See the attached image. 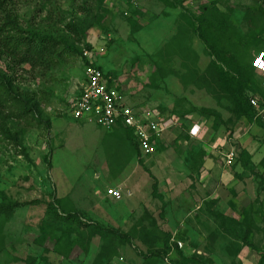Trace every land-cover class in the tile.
Wrapping results in <instances>:
<instances>
[{"label": "rangeland", "instance_id": "obj_1", "mask_svg": "<svg viewBox=\"0 0 264 264\" xmlns=\"http://www.w3.org/2000/svg\"><path fill=\"white\" fill-rule=\"evenodd\" d=\"M37 1L14 0L19 11L28 17L36 14ZM51 1L49 10H53V15L60 8L83 15L78 5L84 0ZM86 1L100 22L89 30L82 44L89 41L98 64L115 75L119 88L135 108L158 111L163 118L174 115L175 124L184 130L194 122L187 115L197 113L192 104L218 106L224 119L229 118L228 110L219 106L212 94L214 99L202 91H186V74L197 77L195 68L203 71L208 63L197 61L195 43L200 39L192 35L191 22L203 6L215 5L229 14L237 32L247 34L249 11L263 7L264 1L184 0L183 6L178 7H169L160 0H140L137 7L128 0ZM39 4L45 6L46 2L42 5L40 0ZM260 43L252 50V56L264 50V39ZM23 74L21 87L35 92L43 113L25 120L12 117L11 111L7 124L10 139L0 140V189L10 200L39 202L17 208L10 221L0 225V264H106L95 260L102 245L99 236L92 239L89 253L82 256L77 249L68 257L65 250L56 251L52 242H46L41 224L47 217L49 202L54 199L60 209L78 211L86 220L130 235L131 240L120 245L118 255L107 264H180L184 257L193 255L201 264L259 263L264 251L261 215L255 217L260 226L252 236L255 248L244 247L238 255H229L225 248L242 240L245 228L237 223L243 207H230L233 202L228 199L234 196H227L225 191L223 196L205 200L201 210L187 209L186 193H192L196 202L203 204L205 191L207 195L210 190L209 186L200 187L196 176L189 179L186 164L189 148L201 149L206 154L203 143L195 144L189 135L186 142V131L181 129L167 146L163 148L158 139L155 153L139 159L140 149L128 138L129 142L123 141L124 131L102 130L94 122L72 116L69 102L80 92L85 78L83 58L70 56L62 65L43 74H34L32 70ZM189 80L193 81L191 77ZM186 92L192 103L186 100ZM228 103L223 101L225 107ZM204 124L208 125L206 120ZM205 141L210 143V139ZM251 164L260 170L252 158ZM249 172L245 170L243 176ZM119 179L123 183L118 186L122 198L107 200L105 190L114 187ZM154 182L158 185L155 191ZM256 184L255 180L243 181V191L255 189ZM129 191L133 196H129ZM262 198L255 194L250 205H258ZM215 212L237 221L235 236L223 231ZM227 222L225 226L231 227V220ZM152 250L167 252L164 258L156 257L153 261L148 256Z\"/></svg>", "mask_w": 264, "mask_h": 264}, {"label": "trees", "instance_id": "obj_2", "mask_svg": "<svg viewBox=\"0 0 264 264\" xmlns=\"http://www.w3.org/2000/svg\"><path fill=\"white\" fill-rule=\"evenodd\" d=\"M39 1L35 8L36 14L28 17V14L24 15L19 11L14 0H0V140L10 139L7 124L11 111H14L12 117L25 120H29L27 116L35 117L43 113L41 101L36 98L35 92L21 87L22 79H24L23 73L32 70L34 74H43L62 65L70 56L82 58L83 49L92 48L89 41L85 40L83 44L82 41L89 30L100 22V18L86 0L78 5L83 12L80 16L78 11L61 8L58 11L55 9L57 15H53V10H49L52 1L42 0V5L46 2L45 6H41ZM160 1L169 7L183 6L184 3V0ZM45 10H48L47 14L43 13ZM39 12H41L40 15ZM246 20L249 25L248 33L241 34L237 32V27L230 20L229 14L224 13L215 5H205L194 23L191 22L192 35L195 34L200 39L211 58L203 71L195 68L194 75L198 78L190 75L193 73L186 74V85L192 83L197 87L205 88L214 96L219 106L231 113L228 119H224L217 108L199 107L192 104L193 112L205 118L214 119L215 131L222 125L228 130L233 129L240 119L251 120L253 118L254 109L247 91L252 90L255 93L260 91V88L256 78V69L252 65L250 56L252 50L264 38V6L252 8ZM188 31L189 29L186 30L187 35H189ZM195 53L198 61V52L195 51ZM108 74L115 77L113 73ZM189 77L193 81H190ZM260 93L263 92L260 91ZM186 100L189 101L187 98ZM224 100L229 102L226 107L223 105ZM30 124H32L31 121ZM134 144L138 147L137 139L134 140ZM190 162L193 163V160ZM238 162L242 164L244 170L250 171L254 176L257 183V197L263 198L258 205L253 202L243 207L238 222L221 212H215L220 217L223 231L225 230L230 235L235 236L236 232L238 233L234 222L245 226L242 240L225 248L229 255H238L244 247L255 248L252 236L253 232L260 228L255 217L261 215L264 221V173L262 172V169L264 171V158L257 165L260 168L257 171L255 167H252L249 152L239 149ZM157 189V182H154L153 191ZM0 196L2 197L0 202L1 226L10 221L17 208L39 202L34 200L21 203L10 200L2 189H0ZM256 205L259 207L256 208ZM60 208L57 199L49 202L46 210L47 217L41 224V231L46 242H52L53 249L59 252L65 250L68 257L77 249L81 251V256L87 255L92 239L99 236L102 245L95 260L107 264L118 255L120 245L131 240L129 234H124L118 229L86 220L84 215L78 211ZM228 220L232 222L231 227L225 226ZM166 248L168 250L171 248L168 242ZM178 250L181 249L178 248ZM149 252L148 256L155 261L156 257L164 258L167 251L152 250ZM179 252L182 254L181 251ZM182 262L180 264H201L194 255L184 257ZM258 264H264V251L261 253Z\"/></svg>", "mask_w": 264, "mask_h": 264}, {"label": "crops", "instance_id": "obj_3", "mask_svg": "<svg viewBox=\"0 0 264 264\" xmlns=\"http://www.w3.org/2000/svg\"><path fill=\"white\" fill-rule=\"evenodd\" d=\"M261 1H264V0H261ZM195 44H196L195 45L196 51L198 52L199 63H202L203 61L209 62L211 57L206 52L204 44L201 41L199 43L196 41ZM261 44L262 43L258 44V47L261 46ZM257 53L258 51H256L255 54H253V56L251 54L252 58L250 56V60H252L253 57ZM256 78H257L260 91L264 93V74L256 70ZM189 86H192L193 88H189ZM187 90L190 91V93L202 91V92H205L207 95H210V93L207 92L205 88L197 87L196 85L192 83L186 85V91ZM260 91L259 90L256 91L257 93L256 92L254 93L252 90L247 91L248 96L250 98L251 97L260 98V101H261L260 106L258 108L253 106L254 114L251 120L248 118H242L238 121V123L234 126L233 129L228 130L227 128L222 129L220 127L217 131H215L212 121L201 116L199 113H196L195 115H192V114L187 115L191 120L194 121L192 125L189 127V129L186 128V130H184L183 128L178 126L179 124L176 123L171 129H169V131L162 138L160 144H162V147L164 148L165 146H167V144H169V142H171L172 139L176 138L178 133H181L183 130V132L186 131V142H189V138H188V135H189L192 138L191 140L193 141L195 140L194 141L195 144L203 143L206 146L204 147L206 154L204 153L202 154L200 151L201 149H197L194 147L189 148L190 151L186 158V162H187L186 164H189V171H190L188 173L189 179H192L191 175L196 176V179L199 178L200 180V184H199L200 187H204V188H208V186L210 187V190L208 192L209 194L207 193L206 195V191H205L204 202H201L203 204L196 202V198L194 197L192 193L191 194L186 193V196H187L186 205H188V208H187L188 211L191 212V211H195L196 209L201 210L203 208V205H205V200L209 202L210 200H213L212 198L215 199V198H218L219 196H223V193L225 191H227V196L228 195L234 196L228 199L229 201L231 200L233 202V205L229 203L230 207L232 208H237L240 206L242 207L249 206L250 203L252 202L251 200H253L255 194H257V186L255 189L250 188L249 191H243L244 188H242L243 181H246L249 179L255 180L251 172H249L250 173L249 175L243 176V173L245 170L242 164L238 162V160L236 164L231 166L230 168L226 166L223 161V153L229 148V146H231L232 144H235L238 147L248 151L251 155L252 161H254L256 165H258L260 161L264 158V97H263L264 94H260ZM211 97L213 98V96ZM186 98L189 101H191V98L187 96V92H186ZM204 107H207V106H204ZM216 108H219V107L216 106ZM227 112L229 113L228 116L230 117L231 113L229 111ZM205 120L208 123L207 126H205L204 124ZM114 129L115 130L118 129L120 133H123L122 131H124V133L122 134L123 141L129 142L126 139L128 138L130 142L134 143V140L136 139V137L132 130L124 129L120 126L114 127L113 130ZM110 132L112 131H109V133ZM214 133L216 134L215 140L211 141L212 139L211 137L212 135H214ZM232 134L236 137V141L231 140ZM206 139H210L209 144L205 143ZM192 145L194 144L192 143ZM215 152L216 154H214ZM141 157L142 156L140 155L139 159ZM191 160H193V163L190 162ZM262 172L264 173L263 169H262ZM121 181L122 180H120L119 182L115 181L113 183L114 188L119 189L118 186L123 184ZM106 191L107 190H105L106 199L111 200V201H116V199L107 195ZM132 193H133L132 191H129V196H131ZM209 210L211 209L208 208V211ZM188 227L190 228V226Z\"/></svg>", "mask_w": 264, "mask_h": 264}, {"label": "built area", "instance_id": "obj_4", "mask_svg": "<svg viewBox=\"0 0 264 264\" xmlns=\"http://www.w3.org/2000/svg\"><path fill=\"white\" fill-rule=\"evenodd\" d=\"M128 1L135 7L140 3V0ZM101 50L103 52V49ZM82 58L85 78L80 92L69 102L72 116L75 119L94 122L105 130H112L117 126L132 130L138 141L141 156H152L159 143L158 139L161 141L174 126L176 120L173 115L163 118L158 111L135 108L119 88L116 78L106 73L98 64V57L93 48L85 47ZM252 65L264 74V50L253 57ZM250 102L256 108L261 103L259 97H251ZM231 140L236 141L233 134ZM238 157V146L232 144L223 153L224 164L231 167L236 164ZM106 192L114 199H121L123 196L122 191L114 187H109ZM178 244L184 247L182 242Z\"/></svg>", "mask_w": 264, "mask_h": 264}]
</instances>
